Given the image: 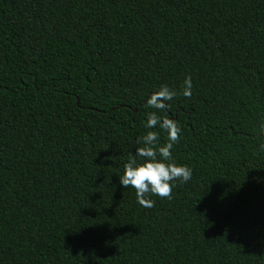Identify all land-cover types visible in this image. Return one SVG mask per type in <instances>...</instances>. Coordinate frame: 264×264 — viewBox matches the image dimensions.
<instances>
[{
    "label": "trees",
    "instance_id": "1",
    "mask_svg": "<svg viewBox=\"0 0 264 264\" xmlns=\"http://www.w3.org/2000/svg\"><path fill=\"white\" fill-rule=\"evenodd\" d=\"M151 113L192 178L149 208ZM262 123L264 0H0V264H264Z\"/></svg>",
    "mask_w": 264,
    "mask_h": 264
},
{
    "label": "clouds",
    "instance_id": "2",
    "mask_svg": "<svg viewBox=\"0 0 264 264\" xmlns=\"http://www.w3.org/2000/svg\"><path fill=\"white\" fill-rule=\"evenodd\" d=\"M192 80L186 77L183 86V95L191 96ZM176 92L168 86H161L160 89L150 95L146 103L149 107L158 110H166L167 101H171ZM157 126L167 133V143L158 145L159 134L156 131H148L144 136L137 139V143L144 146L137 148L135 153L129 156L124 165V171L119 176L121 187L135 189L137 203L143 207H152L154 201L148 198V194L161 198H171L172 190L176 181L187 183L192 178V169L186 165H177L173 161L172 148L180 139L181 128L173 119L159 118L156 113L148 115L145 122L147 129H154ZM259 135L264 136V123L260 125ZM259 148L264 151V144ZM137 157L142 159L138 163Z\"/></svg>",
    "mask_w": 264,
    "mask_h": 264
},
{
    "label": "water",
    "instance_id": "3",
    "mask_svg": "<svg viewBox=\"0 0 264 264\" xmlns=\"http://www.w3.org/2000/svg\"><path fill=\"white\" fill-rule=\"evenodd\" d=\"M77 105H79V101H77ZM137 110H135V112H136ZM175 120V119H174Z\"/></svg>",
    "mask_w": 264,
    "mask_h": 264
}]
</instances>
